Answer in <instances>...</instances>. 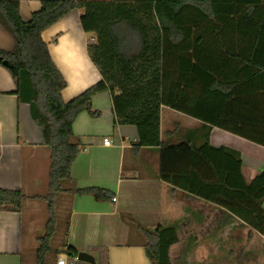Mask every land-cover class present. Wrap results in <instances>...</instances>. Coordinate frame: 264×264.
<instances>
[{"label": "trees", "instance_id": "trees-1", "mask_svg": "<svg viewBox=\"0 0 264 264\" xmlns=\"http://www.w3.org/2000/svg\"><path fill=\"white\" fill-rule=\"evenodd\" d=\"M75 9L84 11V31L95 34L87 51L102 79L64 101L62 90L67 81L42 32ZM0 23L16 41L12 50L0 48V64L10 70L19 100L30 105L32 118L51 150L48 193L33 196L44 199L49 211L37 250L38 264H46L52 251L58 228L55 202L61 193L90 194L97 201L115 196L99 186L78 187L71 174L83 147L74 122L83 111L99 116L92 99L106 90L112 94L116 123L137 127L135 145L159 147L164 181L219 204L264 236V171L246 181L241 154L210 144L211 126H206L199 146L189 140L167 143L161 138L162 103L201 115L188 106L189 95L195 94L201 78L205 81L203 94L224 97L229 92L223 88L236 81L227 73L236 72L239 78L246 73L254 86L264 79V0H41L29 20L21 15L20 0H0ZM172 57L178 67L169 77ZM216 123L264 145V138L221 120ZM25 199L22 190L0 187V209L21 212ZM138 227L151 263L172 264L171 247L180 240L177 229L162 225L150 229L140 223ZM60 252L56 249L55 255ZM67 253L77 257L79 251L69 245ZM96 264L108 263L101 260Z\"/></svg>", "mask_w": 264, "mask_h": 264}, {"label": "crops", "instance_id": "crops-1", "mask_svg": "<svg viewBox=\"0 0 264 264\" xmlns=\"http://www.w3.org/2000/svg\"><path fill=\"white\" fill-rule=\"evenodd\" d=\"M40 6L41 0H20L23 19L29 20ZM83 12V9L72 10L42 32L54 63L67 81L62 90L64 101L102 79L87 51L88 43L96 37L84 31ZM15 45L13 35L0 23V48L12 50ZM169 63L170 77L176 74L178 66L173 57ZM240 76L236 72L227 73V77L236 80L223 88L229 92L227 97L203 94L205 81L198 80L195 94L189 95L188 106L201 115L162 103L161 138L167 143L189 140L199 146L204 141L206 126H211L210 144L238 151L243 176L249 182L264 171V145L216 125L221 120L256 138H264V79L254 86L246 73ZM254 87L258 90L254 91ZM16 90L17 83L10 70L0 64V187L26 194L21 212L0 209V264H27V255L28 264H38L37 250L46 231L48 206L45 207L44 199L33 196L46 195L51 150L45 144L42 128L32 118L30 105L19 100ZM92 108L100 115L94 117L83 111L74 122V131L81 137L83 147L71 174L76 186L110 189L116 200L97 201L90 194L72 195L63 238L55 239L57 228L46 264H57L62 254L75 259L67 253L69 245L92 254L95 259L99 256L100 261L108 264H148V256L145 259L140 250L134 258L133 252L121 254L114 249L130 246L145 250L139 223L150 229L158 225L177 229L180 240L171 247L172 264H175L177 244L234 245L236 235L243 234L248 240L245 253L254 241L264 246V236L228 209L161 178L159 147L135 145L138 129L135 125L116 123L109 90L94 95ZM105 138H110L111 143L106 144ZM56 249L61 251L57 256ZM181 257L180 262L184 260L188 264L190 253L186 251ZM74 264L90 263L77 259Z\"/></svg>", "mask_w": 264, "mask_h": 264}, {"label": "rangeland", "instance_id": "rangeland-1", "mask_svg": "<svg viewBox=\"0 0 264 264\" xmlns=\"http://www.w3.org/2000/svg\"><path fill=\"white\" fill-rule=\"evenodd\" d=\"M51 165V163H50ZM47 175H49L50 166ZM46 176V171L43 173V177ZM46 194L48 193V184L45 185ZM44 192V190H43ZM71 194L61 193L56 198V214L58 218V232L55 235V239L58 237L63 238V233L65 231L66 226V215L70 209L71 204ZM45 207L47 206L46 202L44 203ZM39 220L42 219V216H38ZM47 213L43 215L44 223H46ZM49 218V211H48ZM238 239L236 240V244L229 245L227 243H222L220 245H185V244H177L174 248V257L176 258L175 264H186L187 261L181 260L182 253L185 252L190 253V259L188 264H264V260H261V255L264 254V246L258 242H252L251 249L245 253V248L247 245L246 241H248L243 234L236 235ZM250 241V239H249ZM249 243V242H248ZM139 247V246H136ZM115 252H133L134 258L137 257L136 251H142L144 258H147L146 252L142 248H131L130 246L116 247L114 248ZM114 249L111 251L113 252ZM250 252V254H248ZM260 255V256H259ZM97 263L100 262L99 256H96ZM149 263L152 264L149 259H146ZM27 264L29 263L28 255L26 256ZM146 261V262H147Z\"/></svg>", "mask_w": 264, "mask_h": 264}, {"label": "built area", "instance_id": "built-area-1", "mask_svg": "<svg viewBox=\"0 0 264 264\" xmlns=\"http://www.w3.org/2000/svg\"><path fill=\"white\" fill-rule=\"evenodd\" d=\"M105 143L106 144H110L111 143V139L110 138H105ZM113 200H116V198L114 197ZM75 259L70 260L67 255H60L57 259V264H74V261L77 260V257H74Z\"/></svg>", "mask_w": 264, "mask_h": 264}, {"label": "water", "instance_id": "water-1", "mask_svg": "<svg viewBox=\"0 0 264 264\" xmlns=\"http://www.w3.org/2000/svg\"><path fill=\"white\" fill-rule=\"evenodd\" d=\"M77 259L80 261L88 262L90 264H96L97 263L95 257L92 254L85 252V251L79 252Z\"/></svg>", "mask_w": 264, "mask_h": 264}]
</instances>
